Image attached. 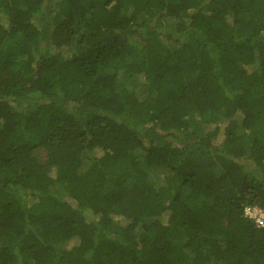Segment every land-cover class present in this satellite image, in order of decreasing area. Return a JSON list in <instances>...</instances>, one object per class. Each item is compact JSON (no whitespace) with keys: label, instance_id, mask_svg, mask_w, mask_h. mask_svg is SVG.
<instances>
[{"label":"trees","instance_id":"obj_1","mask_svg":"<svg viewBox=\"0 0 264 264\" xmlns=\"http://www.w3.org/2000/svg\"><path fill=\"white\" fill-rule=\"evenodd\" d=\"M247 206L264 0H0V264H264Z\"/></svg>","mask_w":264,"mask_h":264},{"label":"built area","instance_id":"obj_2","mask_svg":"<svg viewBox=\"0 0 264 264\" xmlns=\"http://www.w3.org/2000/svg\"><path fill=\"white\" fill-rule=\"evenodd\" d=\"M245 215L253 218L259 226H264V208L257 206H247Z\"/></svg>","mask_w":264,"mask_h":264},{"label":"rangeland","instance_id":"obj_3","mask_svg":"<svg viewBox=\"0 0 264 264\" xmlns=\"http://www.w3.org/2000/svg\"><path fill=\"white\" fill-rule=\"evenodd\" d=\"M159 175V173L157 174V176Z\"/></svg>","mask_w":264,"mask_h":264}]
</instances>
